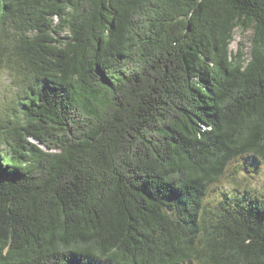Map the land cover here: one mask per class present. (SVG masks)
<instances>
[{
	"label": "trees",
	"instance_id": "obj_1",
	"mask_svg": "<svg viewBox=\"0 0 264 264\" xmlns=\"http://www.w3.org/2000/svg\"><path fill=\"white\" fill-rule=\"evenodd\" d=\"M10 72L0 264H264V0H0Z\"/></svg>",
	"mask_w": 264,
	"mask_h": 264
},
{
	"label": "rangeland",
	"instance_id": "obj_2",
	"mask_svg": "<svg viewBox=\"0 0 264 264\" xmlns=\"http://www.w3.org/2000/svg\"><path fill=\"white\" fill-rule=\"evenodd\" d=\"M253 36V30L241 31L240 29L234 32V42L231 44L230 49L233 53L242 50L248 56L251 41ZM14 73H6L0 77V112H6L9 110V105L16 92V88L13 85ZM242 187L250 190H256L258 193H264V172L255 178L243 175Z\"/></svg>",
	"mask_w": 264,
	"mask_h": 264
}]
</instances>
